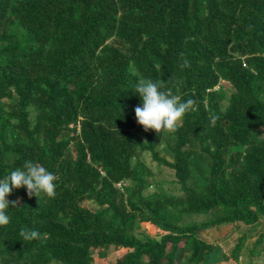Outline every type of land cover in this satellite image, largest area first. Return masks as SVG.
Masks as SVG:
<instances>
[{"label": "trees", "instance_id": "1", "mask_svg": "<svg viewBox=\"0 0 264 264\" xmlns=\"http://www.w3.org/2000/svg\"><path fill=\"white\" fill-rule=\"evenodd\" d=\"M139 79L196 101L176 131L138 124ZM25 161L56 194L13 189L0 264H95L110 249L126 251L109 264H204L216 246L199 233L228 225L248 227L232 259L258 255L264 0H0V178Z\"/></svg>", "mask_w": 264, "mask_h": 264}, {"label": "clouds", "instance_id": "2", "mask_svg": "<svg viewBox=\"0 0 264 264\" xmlns=\"http://www.w3.org/2000/svg\"><path fill=\"white\" fill-rule=\"evenodd\" d=\"M186 66H189L187 61L182 67ZM164 88L161 81L154 82L151 79H139L136 84L134 91L142 98V106H137L134 111L138 124L143 126L145 131L151 129L158 134L161 131L174 132L185 114L194 110L195 100L182 102L171 89L162 90ZM215 119V116L211 117L213 124ZM56 180L57 177L53 173L40 163L32 161H25L22 168H16L0 178V226L10 222V217L6 214L9 204L12 207L19 204V200L7 199L13 189L26 187L28 196L37 197L39 203L41 193L50 198L55 196ZM20 236L22 241H32L40 239L41 233L35 229H22Z\"/></svg>", "mask_w": 264, "mask_h": 264}, {"label": "rangeland", "instance_id": "3", "mask_svg": "<svg viewBox=\"0 0 264 264\" xmlns=\"http://www.w3.org/2000/svg\"><path fill=\"white\" fill-rule=\"evenodd\" d=\"M160 154H164L163 151H160ZM145 162L154 170L157 171V166L154 162L151 161L150 157L147 155L145 156ZM155 179L163 180V188L164 189H172L174 192H178L175 188L176 185L170 184L172 179L171 172L167 170H163L161 174H156ZM153 190L152 188L150 191ZM197 221L205 220V216H199L196 218ZM142 230L147 232L150 235L158 236L162 232L158 229L154 228L151 224L145 223L142 224ZM264 227V226H262ZM248 232V227L243 228L242 230L238 231L231 225L228 226H219L209 228L205 231L199 233V237L206 241L207 243H213L216 246V249L211 253L210 258L204 264H249L253 262L255 264H264V244L257 248L258 255L249 257L248 251H244L241 255L239 261L235 262L230 254L231 249L234 247L239 235L241 233ZM254 241V238H248L247 244H250ZM126 250H111L105 259H100L97 257V252H94V263L95 264H109L115 261L117 258L121 257ZM223 255L226 258H223ZM177 264L179 261L176 262Z\"/></svg>", "mask_w": 264, "mask_h": 264}]
</instances>
